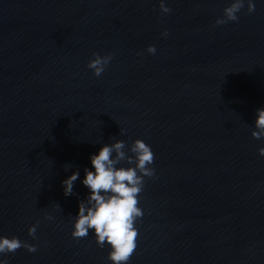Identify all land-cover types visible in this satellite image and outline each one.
<instances>
[{
	"label": "water",
	"instance_id": "95a60500",
	"mask_svg": "<svg viewBox=\"0 0 264 264\" xmlns=\"http://www.w3.org/2000/svg\"><path fill=\"white\" fill-rule=\"evenodd\" d=\"M229 2L165 0L163 13L159 0H0V235L36 245L8 264H112L91 230L71 236L72 215L89 155L136 138L155 171L127 264H264V137L251 136L264 0L215 24ZM94 51L112 53L99 76L85 66Z\"/></svg>",
	"mask_w": 264,
	"mask_h": 264
},
{
	"label": "clouds",
	"instance_id": "9594fccd",
	"mask_svg": "<svg viewBox=\"0 0 264 264\" xmlns=\"http://www.w3.org/2000/svg\"><path fill=\"white\" fill-rule=\"evenodd\" d=\"M245 3L249 13L255 10L254 0H230L223 8V15L216 18L215 24L236 21L237 13ZM159 8L163 13L171 11L165 0H159ZM167 34V29L161 32L162 36ZM146 51L154 54L155 45H147ZM111 58L112 53L101 55L94 51L85 66L91 69L92 75L99 76ZM253 124L251 136L264 137V103L255 109ZM123 131L121 128V132ZM124 148L125 141L115 139L111 143L101 144L95 153L89 155L91 167L85 166L84 175L80 178L87 194L84 199L78 200L77 211L72 215L71 222L72 237H84L91 230L99 247L108 245L107 259L112 264H127L137 247L138 230L134 223L143 215V209L138 206V194L142 191L144 178L153 176L155 171L152 167L154 153L143 139H134L128 146V153ZM257 151L264 155V146L259 147ZM121 161H126L128 166L121 165ZM69 166L66 164L65 169ZM79 176V169H76L62 179V191L65 196L73 194V184ZM56 206L60 207L59 204ZM45 216L51 219L47 214ZM35 229V223L29 225L28 234L35 236ZM19 247L31 252L35 251L36 245L22 241L16 236L0 235V257H3L0 258V264H8L7 257L3 254L13 252Z\"/></svg>",
	"mask_w": 264,
	"mask_h": 264
}]
</instances>
